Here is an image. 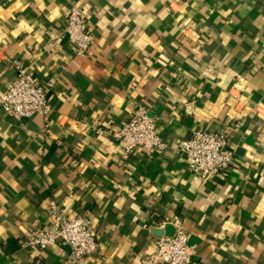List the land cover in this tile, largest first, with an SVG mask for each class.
<instances>
[{"label":"crops","instance_id":"1","mask_svg":"<svg viewBox=\"0 0 264 264\" xmlns=\"http://www.w3.org/2000/svg\"><path fill=\"white\" fill-rule=\"evenodd\" d=\"M72 7L89 20L88 59L62 33ZM15 59L52 85V112L0 111V264H65V246L19 248L52 201L90 221L89 264H141L176 226L192 264H264V0H0V95ZM138 106L167 144L152 159L95 133ZM239 121L232 167L189 173L177 144Z\"/></svg>","mask_w":264,"mask_h":264},{"label":"built area","instance_id":"2","mask_svg":"<svg viewBox=\"0 0 264 264\" xmlns=\"http://www.w3.org/2000/svg\"><path fill=\"white\" fill-rule=\"evenodd\" d=\"M62 33L66 36L76 57L88 59L94 45L87 16L77 7H72L65 19ZM9 68L13 81L0 95V111L12 122L32 118L40 114L45 123L52 112L48 102L51 84L43 85L22 60H11ZM243 121L226 125L223 131L196 130L189 138L176 146V152L186 163L189 173L201 179L224 175L233 165L234 155L227 150L229 134L239 130ZM97 136L109 137L122 146L125 155L143 151L152 159L165 153L167 144L156 132V120L147 114V109L138 106L133 115L120 129L114 132L98 128ZM48 223L32 230L19 243L23 251H45L52 247L65 246L69 253L65 264H89L98 249L90 221L83 215L69 217L54 201L48 205ZM195 246L181 226H176L171 236L160 237L152 254L141 264H192Z\"/></svg>","mask_w":264,"mask_h":264}]
</instances>
